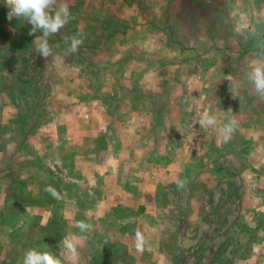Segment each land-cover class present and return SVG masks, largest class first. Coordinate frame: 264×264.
Instances as JSON below:
<instances>
[{"label":"crops","instance_id":"0c3cea01","mask_svg":"<svg viewBox=\"0 0 264 264\" xmlns=\"http://www.w3.org/2000/svg\"><path fill=\"white\" fill-rule=\"evenodd\" d=\"M258 2L101 0L100 5L106 6L109 17L119 27H136L144 32L137 38L140 45L145 46L149 38L151 46L159 47L158 44L165 40L147 35L146 31L154 26L159 27V32L169 31V26H175V41L164 46L171 50L169 57L185 59L184 65L129 67L132 58L159 59L165 56L157 49H136L130 54L120 52L114 55L117 61H106V66L92 62L79 65L69 59H78L80 52L67 54L60 49L53 56L62 57L64 70L75 73L71 91H62L53 79L51 82L46 80L49 83H43L45 86H33V82L26 78L30 77L29 69H12L27 79L23 83L30 90L41 91V99L32 94L27 102L30 90L19 91L25 97L24 104L12 97L10 100L23 105L25 116L0 118V159L5 156V166L0 164V213L8 204L5 191L11 179L7 172L25 171L28 177L23 185L28 186L32 194L31 202L18 207L15 221L0 223V264L6 261L18 223L39 214L41 227H50L55 213L54 202L64 225L62 240L72 235L79 238V257L75 264H92L96 252L116 242H121L128 250L132 246L137 254L147 251L151 255H161L160 241L163 229L167 228L163 221L168 213V208L159 206L161 190L174 191L177 179L187 181L188 193V188L195 184L213 186L215 176L223 173V168L217 165L219 156L224 154L223 147L233 142L234 155L236 145H239L236 138L241 139L239 130L243 123H247H241L237 109L241 74L236 65L225 67L221 59L239 53L244 59L257 58V46L253 44L264 42L259 41L258 36L259 33L264 36V31L259 29L264 18H259L258 14L264 11V2ZM74 9L77 12V8ZM151 11H157L161 17L152 20ZM242 12H248L249 19L241 23L239 16L247 15ZM20 23L22 26L27 24ZM66 25L76 26L77 20ZM21 41L27 42L24 33ZM121 41L124 44L127 39L117 42ZM59 44L67 46L63 41ZM105 54L109 60L114 53ZM29 58H33V54ZM37 61V58L36 62L31 60V64L35 62L38 66L32 64L34 70L42 69ZM103 69L112 77L110 83L103 84ZM42 73L50 72L44 70ZM228 73L233 77L231 83L223 79ZM84 79H95L99 85L85 83ZM18 80L17 77L15 81ZM71 81L69 79L68 84ZM100 88L107 97L104 103L98 99ZM50 94L57 96L53 108L48 100ZM251 102L250 98L243 100L245 105L250 106ZM115 104L117 109L114 110ZM148 108L151 113L146 114ZM229 108L238 126L225 143L218 128L227 122ZM205 112L215 116L216 126L201 127L198 120ZM163 138L170 142L168 146L161 142ZM159 175L162 180H156ZM53 183L57 185L54 200L46 190ZM185 197L191 203L192 200ZM79 221L90 223L91 229L80 232ZM137 233L142 239L137 238ZM52 245L47 241L43 249L65 254L62 243L59 242L60 249L56 250ZM137 256L134 264L154 263L144 262L140 255ZM66 264L71 262L66 261Z\"/></svg>","mask_w":264,"mask_h":264},{"label":"rangeland","instance_id":"374dc122","mask_svg":"<svg viewBox=\"0 0 264 264\" xmlns=\"http://www.w3.org/2000/svg\"><path fill=\"white\" fill-rule=\"evenodd\" d=\"M64 2L68 4L71 17H73L69 21L75 22L77 20V25H65L60 29L59 33L50 38L49 42L53 49V55H57V51L60 49L66 51L70 46L71 37L78 36L83 38L84 43L77 51L80 52L78 54L79 58L71 57L69 59L71 63L84 65L92 62L98 64L97 66H106V61H117L114 55L120 52L130 54L136 49H157L163 52L166 57L162 55L163 57L159 59L157 57L146 59L132 58L130 59L129 67L137 68L155 65L157 68H167L176 64L184 65L185 59L169 57L171 50L164 46V44L168 45L175 41V26H169V31L162 30L161 32L158 30L159 27L150 28L146 31L147 35H154L156 39L161 38L165 41L162 44H158L159 47H155L151 46L152 42H148V38L147 43L143 46L138 43L137 38L144 32L136 27H119L117 22L109 17L110 13L106 12V6L104 4L100 5L101 0H64ZM92 2H95L96 5H91L93 4ZM263 2L264 0H259L258 3L261 4ZM74 7L77 8V12H75ZM8 11L9 9L5 5L4 0H0V22L8 29V32L0 37V41H2L0 42V118L2 116H25L26 111L22 108L23 105H18L16 101H22V104H24L23 99L25 97L19 91L30 90L23 83V81L27 80L26 78L29 79L28 81L33 82V86H45L43 83H49L47 81L53 79L55 81L53 83L59 84V88L62 91L66 89L73 90V80L75 79L73 78L75 73L64 70L61 66L63 63H58L53 55L44 58L34 50L35 44L33 42L36 36L42 35V33L38 31L33 35H29L32 25L24 21L27 24L22 26L21 21L15 18L9 21L7 19ZM242 14L247 15L239 16L238 19L241 23L249 19L248 12H242ZM258 14L259 18H264V11H260ZM149 16L152 17V20L161 17L157 11H151ZM260 25H262V28L259 26V29L263 32L264 22H260ZM23 33L27 38L25 43L21 41ZM258 36L259 41H264V36H260V33ZM123 38L127 39L124 44L122 41L117 42ZM58 41L65 43L68 41L66 43L67 46L59 44ZM258 43L256 42L253 45L257 46ZM232 50L235 49L232 48ZM257 51L258 49L255 50V52ZM108 52L114 54L113 58L106 60L105 53ZM32 54L33 58H29ZM36 58L38 59L37 64L39 62L42 69L34 70L33 66ZM31 60H35L32 63L34 65L31 64ZM221 60L224 61L222 63L225 67L230 64L236 65L237 71L241 74L238 79L240 87L239 108L237 107V109L240 111L241 123L247 122L243 123L239 130L241 139L237 140L236 138V144L239 142V145H236L235 154H232L234 152L232 151L233 142L232 144L230 143V146L225 144L223 147L224 154L219 156L217 164L220 168H223V173H220L219 177L215 176L217 178L212 180L213 186L202 187L195 184L188 188L189 193L185 187L179 189L177 186L174 191L161 190L159 206L168 208V213L165 216L166 220L163 221L167 228L163 229L164 233L160 241L161 255H151L147 251L137 254L136 250L131 249L132 246L128 250L124 244L116 242L108 248L104 246L102 251L96 252L92 257V264H117L119 262L122 264H134L138 259L137 257H139L137 255H140L144 262L149 260L153 261V264H264V99L259 98L253 85L246 79V73L249 70L247 66L254 62L256 58L244 59L242 53H239L235 56L232 55V57L226 56ZM36 67L38 68V66ZM17 68H25L23 71L29 69L30 77L25 78L23 75H17L15 71H12V69L17 70ZM58 69L60 73L57 74ZM44 70L50 73L45 75L42 73ZM163 74H166L164 70ZM17 77L19 80L16 82L15 79ZM69 79L72 80L70 84H68ZM101 79L104 80L103 84L112 81V77L107 75L105 69H103ZM167 79L171 81L169 77ZM84 80L85 83L93 84L92 82H94L96 85L98 84L95 79ZM146 81L149 82L148 77ZM100 90L101 88L99 89L98 99L101 103H104L107 97L105 92H103L104 90ZM40 93L41 91L39 92L36 89L35 91L30 90L26 101L30 102L32 94L40 100ZM175 93L177 97L178 94L177 92ZM11 97L14 100L16 99V101H11ZM178 97L180 98L181 96ZM56 98V95L50 94L48 100L51 102V108L55 106L54 99ZM249 98L252 100V105L250 106L243 103V100H248ZM115 109H117L116 104L114 106ZM149 109H145L146 114L151 113L148 112ZM179 109L185 112L184 108L180 107ZM37 112L38 110L35 111V113ZM248 114H251V116H248ZM52 115H55V112ZM249 120H251L250 123H248ZM161 142L164 145L167 143V146L170 143L164 138ZM4 163L5 156L3 155L0 159V164L4 165ZM7 173L11 183L5 191L7 192L8 204L6 203V208L3 207L2 213H0V223L3 225L15 221L19 214L18 207L27 205L31 202L32 197L29 191L30 188L28 186L25 188L23 185L27 176L25 171H19V173L10 171ZM158 179L162 180V176H157L156 180ZM50 187L57 193L56 183L51 184ZM185 196H187V199L190 198L192 200L191 203L190 200H186ZM51 199L54 200L55 197L51 195ZM33 200L35 202L40 201V199ZM217 201L221 203L217 205ZM170 203L173 206H170ZM53 210H55V213H53V220H51L50 229L48 230L56 233L57 225L61 220L57 214L55 202ZM18 224L11 240V245L17 246L16 249L18 251L15 255L14 252H10L13 254V259H11V254L8 251L4 259L8 262L9 259L12 260L11 264H22L23 258L20 254H24L28 249L36 248L45 251L43 247L47 241L52 245L54 240L53 250L57 249L58 242L61 244L62 238H59V240L55 239L57 237L42 229L39 214L26 218L21 224ZM51 254L59 256L61 259L66 258V253L59 255L58 251H54Z\"/></svg>","mask_w":264,"mask_h":264},{"label":"clouds","instance_id":"9594fccd","mask_svg":"<svg viewBox=\"0 0 264 264\" xmlns=\"http://www.w3.org/2000/svg\"><path fill=\"white\" fill-rule=\"evenodd\" d=\"M4 3L9 9L7 13L9 21L15 18L18 21L30 23L32 27L28 33L29 35H33L38 31L42 33V35L36 36L33 42L35 44L34 50L44 58L52 56L53 49L49 41L69 22L71 13L68 4L64 0H4ZM83 43L82 37H71L70 46L66 50L67 54L77 52ZM257 49V58L249 66L246 79L253 85L259 98L264 99V42L258 43ZM55 60L58 63H63V59L60 56H56ZM223 79L231 83L233 77L231 73H228ZM226 112L229 114L227 122L218 128L225 143L231 139L232 133L238 126V121L235 115L232 114V109L229 108ZM198 122L202 128L217 125L215 116L207 112L200 117ZM186 183V180H176L179 189H183ZM46 190L53 197L57 195L56 191L51 187ZM77 227L83 233L89 231L92 225L86 221H79ZM137 238L142 239L139 233H137ZM61 243L66 253L65 259H61L59 256L47 251L31 248L24 253L22 264H66V261L75 264L79 257V238L76 235H72L64 238Z\"/></svg>","mask_w":264,"mask_h":264},{"label":"trees","instance_id":"16d2710c","mask_svg":"<svg viewBox=\"0 0 264 264\" xmlns=\"http://www.w3.org/2000/svg\"><path fill=\"white\" fill-rule=\"evenodd\" d=\"M1 24H0V37H2V35L4 34V33H6V32H8V29L5 27V26H3L2 25V22H0ZM0 42H2V41H0ZM221 202L219 201V202H217V205L218 204H220ZM63 222H59L58 223V225H57V228H56V233H55V231H51V232H49V230H48V228L50 229V227H48L47 229H44V230H46V231H48L49 233H50V235H53V236H55V237H57V238H55V239H58L59 240V238H62L63 236H62V230H63ZM43 229V228H42ZM53 243H54V240H53ZM52 243V244H53ZM61 245V244H60ZM60 245H59V242H58V244H57V248H59L60 247ZM16 247L17 246H15V245H12L11 247H10V250H9V254H11V253H13L14 252V255H15V253H17V249H16ZM53 248V247H52ZM54 249V248H53ZM11 252V253H10ZM9 254H8V256H9ZM20 256H22V258L24 257V254L22 253V254H20ZM11 259H13V254H11ZM11 262H12V260H10L9 259V262L8 261H5L4 263H2V264H11Z\"/></svg>","mask_w":264,"mask_h":264}]
</instances>
